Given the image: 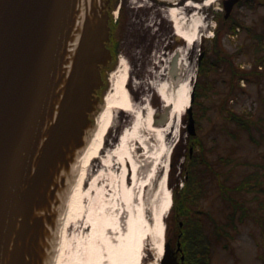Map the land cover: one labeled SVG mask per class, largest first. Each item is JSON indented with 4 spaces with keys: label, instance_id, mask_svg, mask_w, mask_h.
<instances>
[{
    "label": "rangeland",
    "instance_id": "obj_1",
    "mask_svg": "<svg viewBox=\"0 0 264 264\" xmlns=\"http://www.w3.org/2000/svg\"><path fill=\"white\" fill-rule=\"evenodd\" d=\"M195 1L199 6H193L190 15L194 18L197 13L205 21L195 43L187 45L184 38L177 39L175 23L162 0H118L114 21L119 8L124 15L121 28L117 30L119 54L117 60L111 63L113 66L106 94L112 86L111 78L119 74L123 67L120 63L125 62L130 71L126 84L132 109H116L115 121L106 134L102 151L87 166L85 176L78 184L82 168L79 165L64 205L52 264H84L88 240L99 236L102 228L120 250H125L126 258L122 264L163 262L165 243L162 250L164 240L160 237L157 224L163 209L160 180L155 179L145 187L140 186L141 181L137 183L126 161L112 153L125 128H132L130 134L134 138L142 134H135L137 128L134 126L137 123V126L145 128L152 110L154 115L164 110L165 103L156 85L170 80L169 67L176 50H185L196 77L200 57L208 49L216 56L212 36L220 27L218 17L224 21L232 16L244 26H238L235 31L220 28L218 44L224 54L234 61L236 68L249 74L245 80L239 79L233 65L220 60V68L212 70L208 77L211 85L208 94L202 97V104L194 107L198 113L199 127L192 142L208 160V163L200 165L205 188L200 207L211 210L219 222L227 221V215L236 211L235 219L233 222L231 219L227 227L231 236L219 237V242L215 236L213 264H264V190H237L247 175L256 170L260 174L264 172V63L261 62L264 60V47L258 44L255 36L261 33L264 38V0H254L252 4L249 3L252 0H242L235 5L228 18H225L224 0ZM248 27L252 30L249 31ZM229 110L244 115L250 123V130L241 129L230 120L227 117ZM189 123V114L185 111L168 138L169 145L173 143L168 161V186L173 196L176 188H182L185 184V153L192 145L188 137ZM145 129L148 133V128ZM139 146L140 143L135 142L134 148L140 149ZM167 158L166 154L164 160ZM139 177L141 180L143 176ZM261 179L264 186V175ZM126 183L130 185V189L127 187L129 191L125 189ZM76 186V200L72 206H68ZM223 187L228 189L232 199L228 198ZM131 192L132 199H127V194L131 196ZM239 202L241 205L237 211L235 204ZM170 210L164 217L165 239L169 226L177 221L175 211ZM241 215L243 220L240 219ZM132 218L141 228L138 243L132 241L133 244L129 241ZM104 260L106 264H115L108 255Z\"/></svg>",
    "mask_w": 264,
    "mask_h": 264
},
{
    "label": "water",
    "instance_id": "obj_2",
    "mask_svg": "<svg viewBox=\"0 0 264 264\" xmlns=\"http://www.w3.org/2000/svg\"><path fill=\"white\" fill-rule=\"evenodd\" d=\"M239 1L224 0L226 18ZM109 2L0 0V264H52L66 198L105 99ZM181 55L170 62L171 86L184 76ZM172 107L153 124H167ZM188 112L195 135L192 105ZM168 255L166 243L162 264Z\"/></svg>",
    "mask_w": 264,
    "mask_h": 264
},
{
    "label": "bare ground",
    "instance_id": "obj_3",
    "mask_svg": "<svg viewBox=\"0 0 264 264\" xmlns=\"http://www.w3.org/2000/svg\"><path fill=\"white\" fill-rule=\"evenodd\" d=\"M162 3L165 5L170 18L175 23V34L180 36V38H184L187 45L195 43L205 21L201 15L197 16V13L194 14V18L190 15L193 6L198 8V3L196 1L194 2V0H162ZM180 51L182 53L180 62L185 66L183 78L176 86H171L168 80L161 85H156L163 102L173 105L167 124L162 126L153 124L154 111L152 110L149 122L147 123L148 125L145 127L148 128V133L144 127L137 126V123L136 126H134V128H137V130L135 129V134H138V132H142V134L133 138L130 134L132 128H125L118 139L116 149L112 153L114 156L120 155L126 161V165L130 167V172L134 173V178L137 179V183L141 181L140 186L144 185L145 187L155 179L160 180L163 195L161 197L163 209L157 218V224L159 223L160 237L163 240H165L164 217L166 216V212L170 210L172 202L170 187L166 185L169 172L168 161L173 147V143L169 145L168 138L190 104V93L195 78V73L190 68L185 50L180 49ZM120 64V66L123 67L116 77L111 78L112 86L110 91L106 94L103 108L92 133V138L89 141L80 163L82 168L78 178V184L83 180L87 166L102 151L106 134L115 121L116 109H132V102L126 84L130 76L129 67L123 61ZM135 142L140 143V149L134 148ZM166 154L168 158L165 161L164 156ZM140 175L143 176L141 180V177H139ZM127 187L130 189V185L126 183L125 189L129 191ZM76 188L77 186L74 188L68 200V206H72L76 200ZM130 197L132 199V192L131 196L130 193L127 194V199H130ZM134 211L133 209L132 212ZM133 216L135 217L134 214ZM140 229L138 222L132 218V220H130L129 229L130 242L136 241L138 243L139 236L141 235ZM98 233H100L99 236L95 235L94 238H92L93 240H91V238L88 240L89 243L85 250V257L87 260H84V264H106L104 259L107 255L115 264H122L123 259L125 260L126 258L125 250H120L113 243L111 236L108 237L105 233V228H102ZM134 237H136V239ZM62 241L63 238L61 239V242ZM163 244L164 241L161 243L162 250H164Z\"/></svg>",
    "mask_w": 264,
    "mask_h": 264
},
{
    "label": "trees",
    "instance_id": "obj_4",
    "mask_svg": "<svg viewBox=\"0 0 264 264\" xmlns=\"http://www.w3.org/2000/svg\"><path fill=\"white\" fill-rule=\"evenodd\" d=\"M251 1V0H250ZM249 2L250 4L253 3ZM118 4V0H113L112 7L114 8ZM122 17L117 21H114V18L111 19V26H112V38L109 42V47L112 49L113 55H114V61L117 60L118 54H119V38L117 35V30L121 28L122 25ZM218 25L219 28L215 31V37L212 38V40L215 42L214 45V52L216 53V56L214 57L211 53V49H208L202 58L199 66H198V79L196 82V89H195V100L193 103V106H197L202 104V97L208 94L209 88H211L210 80L208 79L210 73L214 69L220 68V60H224L227 62H230L233 65V69L236 75H239V79L247 76L249 72H242L238 68H236L233 64V60L228 57L226 54H224V50L219 46L218 39L220 36V28L224 27L228 31H235L238 26H244V24L237 18H234L233 16L228 19L222 21L218 17ZM249 31H251V27H248ZM255 36L258 39V44L260 43L261 47H264V38L261 33H256ZM113 61V62H114ZM261 62L264 63V60H261ZM112 66H109L106 69H112ZM104 70V78L107 80V71ZM256 70V69H255ZM102 94V92H101ZM197 111L194 110L195 117L197 116ZM227 117L235 122L241 129H249L250 130V123L247 120V118L244 115H240L237 112L233 110H229V113L227 114ZM197 127H199V122L196 118ZM196 137H191V140ZM203 148V147H202ZM196 150V147L194 146V151H191V146H189V151L185 153L187 162L185 163V169L183 171V175L185 177V185L183 188L177 187L174 192V205L172 207V212L175 211L176 215V222L179 226L178 221L184 219L186 225L189 222L195 218V216H199L200 213H202L204 210L200 207V199L204 195L205 188H204V180L203 176L200 173V165L204 163H208L207 158L204 155V152ZM175 152V151H174ZM264 175V172L260 174L259 170L254 171L253 173L247 175L244 180H242L241 183L237 186V190H250V191H257V190H264L263 186V179H261V176ZM223 190L228 194V198L232 199V197L229 195V191L227 188L223 187ZM236 210L240 207L241 203H236ZM238 211V210H237ZM236 211L233 213H229L228 220L226 222H219L217 219L213 217V221L216 224V227H218L220 234H222V230L226 228L225 226L230 225V221L232 219H235ZM241 220H243V215H241ZM235 224V223H234Z\"/></svg>",
    "mask_w": 264,
    "mask_h": 264
},
{
    "label": "flooded vegetation",
    "instance_id": "obj_5",
    "mask_svg": "<svg viewBox=\"0 0 264 264\" xmlns=\"http://www.w3.org/2000/svg\"><path fill=\"white\" fill-rule=\"evenodd\" d=\"M112 2L107 8L110 10ZM115 10V9H114ZM101 96L100 92L98 93ZM213 214L211 210H206L199 216H195L191 223H185L184 219L169 226L168 250L169 258L164 264H213V251L219 237L224 238L226 231L222 230V235L218 227L213 228ZM207 217V218H206Z\"/></svg>",
    "mask_w": 264,
    "mask_h": 264
}]
</instances>
